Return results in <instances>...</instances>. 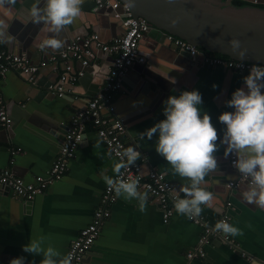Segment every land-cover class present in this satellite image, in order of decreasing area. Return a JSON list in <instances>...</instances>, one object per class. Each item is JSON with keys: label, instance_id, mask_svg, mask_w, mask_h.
I'll return each instance as SVG.
<instances>
[{"label": "crops", "instance_id": "1", "mask_svg": "<svg viewBox=\"0 0 264 264\" xmlns=\"http://www.w3.org/2000/svg\"><path fill=\"white\" fill-rule=\"evenodd\" d=\"M25 1L16 0L15 5L0 8V19L5 20L8 26L15 17L20 21L14 27V36H22L29 31V21L16 16L17 8ZM257 1L264 6V0ZM86 4L91 9L81 12L71 27L65 26L56 34L45 28L50 27L47 25L38 39L44 41L55 37L65 44L77 36L86 37L96 33L103 43L108 44L122 34L121 22L114 17L121 9L117 12L107 8L98 9L93 0H84V7ZM146 34L138 45L145 63L134 64L123 78L122 89L113 99L116 115L123 120L126 144L136 148L141 157L148 161L143 166V172L146 173L149 167L155 168L164 174L180 196L185 197L182 188L189 186L190 181L174 175L171 166L155 151L157 136L142 140L139 135L165 119L164 102L169 96L198 90L203 101L200 107L210 115L218 138L222 139L225 125L218 117L224 112L234 111L227 107L226 101L231 99L234 91L244 87V77L249 73H237L224 66L210 65L200 55L181 57V53L177 54L179 48L174 50L167 39H162L155 32L149 36ZM8 43H0V49L8 52ZM64 47L59 50L48 48L46 51L33 47L32 50H24L33 64L48 62L39 71L35 83L27 82L25 77L13 71L0 79V95L12 121L10 130L0 128V170L10 167L26 182L32 181L35 176L45 175L50 169L73 111L84 107L90 98L101 91L113 63L110 55L100 51L95 52L88 66L71 61L73 69L81 71L84 76L73 84H65L68 92L64 98H58L47 88L58 81L64 64L61 61L53 64L48 60ZM9 51L18 54L15 45ZM142 73L158 82L159 87L146 80L142 82ZM219 139V150L215 153L218 169L206 175L200 185L213 193V200L210 206L201 205V214L209 221L218 219L224 213L229 216L228 223L243 233L237 236L227 234L233 247L213 239L204 247L203 259L187 260V253L196 247L200 237L199 226L190 223L176 211L164 224L163 211L155 200L148 197L146 210L141 212L137 200H126L120 196L111 207L110 217L103 225L100 236L85 254L83 264H264V209L247 204L242 199L241 194L248 184L239 187L238 191L228 188V183L237 180L241 174L230 165L229 154H225L226 146L219 144ZM10 147L22 151L15 156L12 166L9 164ZM116 163L118 161L97 137L94 126L87 122L67 172L60 180L49 185L43 195L24 201L11 191H2L0 264H10L12 259L19 257L25 258V264H40L42 255L34 256L23 251L30 240L40 238L44 240L43 248L52 246L61 254L60 258L65 257L79 232L90 224L98 206L100 194L106 186L101 173L115 177L117 174L113 169Z\"/></svg>", "mask_w": 264, "mask_h": 264}, {"label": "clouds", "instance_id": "2", "mask_svg": "<svg viewBox=\"0 0 264 264\" xmlns=\"http://www.w3.org/2000/svg\"><path fill=\"white\" fill-rule=\"evenodd\" d=\"M16 0H0V8L15 5ZM84 0H45V6L40 7V0H33L26 8L29 22L39 25H49V31L58 34L65 26L71 25L81 14ZM173 24L176 21L172 22ZM8 25L0 19V43L13 40L7 31ZM229 45L233 52L241 47L238 39H231ZM64 42L55 37L45 39L39 48L41 51L51 48L59 50ZM245 51L238 52L241 60ZM213 87H217L213 85ZM264 67L253 66L249 74L244 77V87L237 89L226 101L232 112H224L218 120L225 125L222 139L218 138L217 129L211 122V117L202 111V95L198 90L183 91L179 96L171 95L164 102L163 115L165 119L156 123L139 136L151 140L157 136L155 151L171 166L172 173L188 178L190 185L182 188L185 198L177 197L174 208L178 214L185 215L189 220L200 217L203 209L201 205H209L213 200V193L200 185L205 176L218 169V159L215 153L219 144L226 146L225 154H234L236 160L233 167L248 180L247 189L242 192V199L247 204L264 209ZM120 162L114 165L117 176L111 177L101 173V179L114 190L117 197L126 200L135 199L139 203V210L144 212L148 200L147 192H140V177L122 178L121 169L129 168L141 159V153L132 146L123 152L116 151ZM126 161V162H125ZM165 169V173H167ZM214 231L231 236L242 235V230L226 221H218ZM43 238L30 240L23 247L25 253L34 256L42 255L40 264H72V255L63 258L52 246L43 248ZM10 264H25V258L12 259Z\"/></svg>", "mask_w": 264, "mask_h": 264}, {"label": "built area", "instance_id": "3", "mask_svg": "<svg viewBox=\"0 0 264 264\" xmlns=\"http://www.w3.org/2000/svg\"><path fill=\"white\" fill-rule=\"evenodd\" d=\"M238 1L247 2L245 0ZM95 3L99 9L109 8L113 11L121 9V12L115 13L114 17L121 22L122 34L108 44L103 43L96 33L72 39L59 54L50 57L48 60L53 64L61 61L64 64V70L59 74L58 81L50 85L47 90L58 98H64L68 92L65 89V84H73L83 75L81 71L77 72L73 69L71 61H79L82 66H88L95 56V52L92 49L93 44L101 53L112 57L113 63L107 79L97 95L90 98L84 107L73 111L58 153L46 174L35 176L32 181L26 182L18 177L10 167L0 170V193L8 190L24 201H31L36 196L43 195L49 185L60 180L67 172L68 164L74 157L82 140L84 126L87 122H91L99 140L104 144L109 154L118 162H120V157L116 155V151L123 152L129 146L123 139L125 127L123 120L116 115L113 99L114 95L121 91L123 78L128 69L134 64L145 63V58L139 54L138 45L149 31L150 24L143 18L133 17L130 8L127 5L120 7V2L117 0H95ZM247 3L255 6L262 5L257 0ZM167 39L180 50L188 52L192 57L200 55L204 57V62L210 65L224 66L237 73H249L253 66L264 67V65L240 62L219 56H209L181 39L170 35L167 36ZM47 63V61H43L39 64H33L25 55L9 53L0 49V79L5 77L10 71H13L25 77L27 82L35 83L36 76L43 67L47 66ZM10 126L11 119L6 112L5 103L0 95V128L8 130ZM21 152L20 148H9V164L11 166L14 165L15 156L20 155ZM229 158L232 166L236 156L229 154ZM147 162L144 157H141L138 162L136 161L129 168L121 169L122 178L127 180L129 177H140L138 190L147 192L148 197L158 203L163 211V222L166 224L169 222L173 212L176 211L174 200L177 197H185L180 196L166 180L164 174L155 168L149 167L147 172L144 173L143 166L147 165ZM243 182H248V180L239 175L237 180L229 182L227 186L229 189H233ZM116 198L114 190L106 185L100 194L98 206L93 212L90 224L79 232L78 237L70 244L67 250L66 256L71 254L73 257L72 264H83L85 254L100 236L103 225L110 217L111 207ZM227 204L228 206L230 205L229 203ZM187 220L201 228L197 245L191 252L187 253V260L203 259L205 257L204 247L213 239L220 240L233 247V242L227 234L214 231L218 221H229L227 214L224 213L214 221H209L202 214L193 220L188 218ZM234 248L236 247L234 246ZM236 251L240 253L237 248ZM242 256L244 255L242 254Z\"/></svg>", "mask_w": 264, "mask_h": 264}, {"label": "water", "instance_id": "4", "mask_svg": "<svg viewBox=\"0 0 264 264\" xmlns=\"http://www.w3.org/2000/svg\"><path fill=\"white\" fill-rule=\"evenodd\" d=\"M117 1L120 2V7L122 5H127L133 17L143 18L150 24V29L146 34L148 36L151 35L150 33L155 32L159 34L162 39H167V36L170 35L187 42L198 50L202 49L207 53L219 54L235 61L264 65V6L262 5L235 6L233 1L227 0ZM32 3L33 0H27L20 5L17 8V18L23 17V19L28 20L24 17L27 15L25 9L29 8ZM93 4L95 7L97 6L95 0H93ZM44 6L45 0H40V7ZM90 9L91 7H88L87 4L85 7L83 4L81 6V12H88ZM15 19L16 17L12 19V24L7 28L9 35L13 36L16 29H14L15 25L20 24V21ZM173 21H176V23L173 24ZM27 25L29 27L28 32H24L22 36L20 34L14 36L13 40L6 45L8 52H12L9 50L15 45L19 55L25 53V56H30L24 50L28 48L32 50V47L35 49L39 48L40 42H43V40H39L38 37L41 36L40 34L43 33L44 27L47 26V24L42 22L36 25L29 22ZM67 26L71 27V25ZM28 37L32 38L29 39ZM231 39H238L241 43V47L237 52H233L229 45ZM37 40L39 41L37 42ZM167 41L174 50L178 49L177 46L168 39ZM69 42L70 41L66 42L64 46ZM92 49L94 52H99L95 44L92 45ZM242 50H246L243 60L238 56V52ZM177 54H180L181 57L185 55L187 58H192V56L184 50L179 49V53ZM149 78L150 77L145 73H142V82L146 80L151 85L159 87L158 82L152 81ZM29 122H31V120ZM11 127L12 126H10L8 130H10ZM244 184H248V182L239 184L236 190L238 191L239 187Z\"/></svg>", "mask_w": 264, "mask_h": 264}, {"label": "trees", "instance_id": "5", "mask_svg": "<svg viewBox=\"0 0 264 264\" xmlns=\"http://www.w3.org/2000/svg\"><path fill=\"white\" fill-rule=\"evenodd\" d=\"M233 4H234L235 6L250 5V4L247 3V2H244V1H238V0L233 1ZM199 50L202 51V52H205V51L202 50V49H199ZM205 54H206V55H209V56H219V57H222V58H225V59H229L228 57H225V56H222V55H219V54H213V53H207V52H205Z\"/></svg>", "mask_w": 264, "mask_h": 264}]
</instances>
